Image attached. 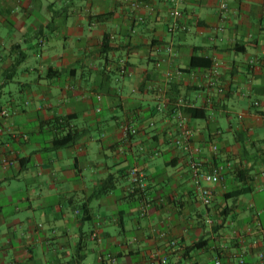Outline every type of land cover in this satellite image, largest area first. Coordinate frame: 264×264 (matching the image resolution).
Wrapping results in <instances>:
<instances>
[{
  "label": "crops",
  "instance_id": "0c3cea01",
  "mask_svg": "<svg viewBox=\"0 0 264 264\" xmlns=\"http://www.w3.org/2000/svg\"><path fill=\"white\" fill-rule=\"evenodd\" d=\"M224 1L228 12L223 0H176L171 33L165 0H0V264H78L83 239L82 264H264V0ZM176 70L190 104L210 106L206 120L187 118L201 153L149 134L153 115L170 123L151 91L165 93ZM60 117L82 137L56 149L42 124ZM125 122L140 130L129 141ZM194 158L205 172L231 162L247 184L235 170L198 181ZM110 175L117 187L97 196Z\"/></svg>",
  "mask_w": 264,
  "mask_h": 264
},
{
  "label": "trees",
  "instance_id": "16d2710c",
  "mask_svg": "<svg viewBox=\"0 0 264 264\" xmlns=\"http://www.w3.org/2000/svg\"><path fill=\"white\" fill-rule=\"evenodd\" d=\"M110 51H115V47L111 46L109 37H105L103 40V43H102V53L108 54ZM192 66H194V61H193ZM169 85L170 86H167V90L163 94H161V93L158 94L159 93L158 91H151L153 94L155 93L156 96L158 97L157 98L158 103L164 102V101L166 103L164 111L159 112V110H158L159 105H158L156 110H154V113L158 110V112L163 115L162 120H164L166 118L170 122L168 125L161 127V126H158L159 122H158V120L155 119V115H153L154 119L151 118V120L148 124H149V129H152V132H150L149 134L154 133V136L151 139L154 142L153 145H155V147L158 144H160L163 139L165 141H167L168 145H172V146L176 147L175 141L181 133L180 129L178 128V122H177L176 116H175V114L178 112V110L183 111V113L187 116V118L189 117L190 119L206 120L208 118V111H209L210 106H196V105L192 106L190 104V101L188 100V98L184 95L183 88L181 86H177V84H175V81L170 82ZM2 89H4V86L0 87V95L2 93ZM144 89H145V86L143 84L141 90L144 91ZM181 99L186 102V104L184 106H178V104H177L178 101ZM151 122H153V125H151ZM44 125L51 126L57 132V136L55 137V139L53 141L54 147L56 149L64 148V147H67L73 143H76L78 141V139H80L82 137V135L77 132L78 131L77 129H73L72 123L70 122L68 117L56 118L55 120H51V122H48L47 124H45V123L42 124L43 127H44ZM174 128L176 130H175V134H174L173 138L167 139V136L170 134L171 131H173L172 129H174ZM139 131L140 130L138 128V133H136V134L131 133L130 136L126 139L128 141L132 140L136 135L139 134ZM168 132H169V134H168ZM192 160L199 161L196 158H194ZM199 162L201 163L202 168L204 170L203 163L201 161H199ZM220 165L221 164H214L213 166H211L209 168V171L212 167L220 166ZM232 170H235L237 179H239L241 183L246 185L247 179H248L246 172L244 170H239L238 167H236L235 169H232ZM133 171H135V170L133 169ZM229 171H231V170H227L226 172H224L222 180L225 178L226 174ZM135 173L137 174L138 171ZM135 179H137V178H135ZM222 180H221V182H222ZM136 181L137 180H135V182ZM117 184H118V179L114 175H110L108 178H106L102 182V185L99 188V190L97 191L96 195L101 196V195H105V194L112 192L117 187ZM245 185H243L239 190H237V192H235L233 196L237 197V196L243 195L251 189L250 187H247ZM142 192H145V190L143 189ZM82 241L84 242L85 239L81 240V243L79 245L78 257H77V263L78 264H82V261L86 258V253H85L86 245Z\"/></svg>",
  "mask_w": 264,
  "mask_h": 264
},
{
  "label": "built area",
  "instance_id": "2783aa9c",
  "mask_svg": "<svg viewBox=\"0 0 264 264\" xmlns=\"http://www.w3.org/2000/svg\"><path fill=\"white\" fill-rule=\"evenodd\" d=\"M165 1L170 2L174 5V8L170 12V18L172 20V23H170V25H169V32L174 33L178 29L182 28V25L179 23V19L182 18L183 13L176 6L177 5L176 0H165ZM221 9L224 12H228L229 11L228 2L223 0V2L221 3ZM160 66H161V64L158 63V67H160ZM219 67H220V63L218 61H216L215 65H214V70H213V73L215 75H217V73L219 72ZM182 75H183V72L181 70H176L175 72L168 71V72H166V79L170 83L172 81H175L176 79H178ZM216 83H217V81L212 82L211 85H213V86H210V87L214 88L218 95H220V96L224 95L227 91L226 88L224 86H216ZM99 98H102V97L99 96ZM177 104H178V106H184L186 104V102L181 99L178 101ZM165 105H166L165 101L159 103V106H158L159 112H162L165 110ZM255 105H259V102H255ZM4 115L7 116L8 112L5 111ZM175 116H176V120L178 122V128L181 131L180 135L177 137V139L175 141L176 148L179 150H184L186 152H193V154L201 153L200 149H197L192 145L194 133H193V130L187 125V121H186L187 116L181 110H178V112L175 114ZM239 116H240V118H243L242 114H240ZM151 125H153V122H151ZM121 130H122V132L126 138H128L131 133L132 134L138 133V128L129 122H125V123L121 124ZM212 150L215 153H217L219 151L218 145H213ZM4 162L6 163V161H4ZM190 167H191V170H192V173H193V176L195 179H197L198 181L202 180V181H205V182L210 183V184H219L223 178L224 172H226L227 170H232V169L236 168L233 163L228 162V163L220 165V166H214L210 169V171L204 172L201 163L199 161H196V160H192L190 162ZM134 175H135V178H137L135 180H138L136 173ZM141 176H143V175H141ZM198 192H199V197H200L202 203L205 206H210L212 204V200H213V193H212L211 189H209L207 187L200 186ZM209 222L212 223L211 221H209ZM259 257H260L261 262L264 263V249L260 252ZM163 263H166V260H164ZM215 264H223V262L220 259H217ZM241 264H244V261H242Z\"/></svg>",
  "mask_w": 264,
  "mask_h": 264
}]
</instances>
